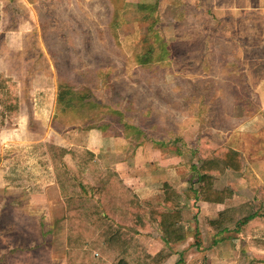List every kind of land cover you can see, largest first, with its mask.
I'll return each mask as SVG.
<instances>
[{
  "label": "rangeland",
  "instance_id": "1",
  "mask_svg": "<svg viewBox=\"0 0 264 264\" xmlns=\"http://www.w3.org/2000/svg\"><path fill=\"white\" fill-rule=\"evenodd\" d=\"M10 1L2 9L0 29L23 31L0 34V69L4 62L16 73L19 82L9 80L7 88L19 92L24 103L20 120L3 117L0 107V264H61L50 257L52 232L44 223L49 212L30 209L39 205L30 195H42L52 183L65 211L66 195L96 206L102 225L110 228L107 238L129 234L117 219L131 225L143 210L139 205L133 211L119 209L127 206L124 200L92 179L59 186L47 150L61 147L47 142L51 136L94 129L129 140L130 151L140 152L146 144L163 157L184 152L186 159L177 167L188 180L201 160L188 154L182 140L197 151L195 140L215 131V141L236 146L240 130L247 128L255 130L248 137L256 149L249 153L261 156L264 122L257 110L264 108V0H187L189 7L181 0L184 14L178 2L161 0L165 10L155 8L161 14L142 15L124 8L123 0H31L37 1L38 13L31 22L22 14L29 8ZM163 42L176 45L169 49L171 62L170 55L161 56ZM21 62L23 68L17 67ZM28 92L34 93L30 99ZM259 146L262 151L255 152ZM168 190L170 201L164 191V206L150 213H179V194L170 185ZM180 222L176 233L182 234ZM93 255L100 258L98 252ZM167 256L163 250L153 264H163Z\"/></svg>",
  "mask_w": 264,
  "mask_h": 264
},
{
  "label": "crops",
  "instance_id": "2",
  "mask_svg": "<svg viewBox=\"0 0 264 264\" xmlns=\"http://www.w3.org/2000/svg\"><path fill=\"white\" fill-rule=\"evenodd\" d=\"M17 1L29 8L22 14H27L26 17L31 22L34 18L33 15L38 14L33 8L37 1ZM144 1L123 0L124 8L130 7L134 9L132 11L141 15L161 14L157 11L165 10L161 7V0ZM176 2L179 3V13L184 14L181 12V7H183L181 0L171 1V3ZM184 2L188 7L190 6L187 0ZM10 3L12 4L10 0H0V16L5 14L2 10L3 7ZM141 7L149 9L142 10ZM175 14L177 13L175 12ZM23 29L25 30V27ZM35 30L31 31L36 32ZM22 31L21 28L7 30L5 25L0 29V34L18 35ZM162 33H164L163 30ZM116 35V41L122 48L119 30L116 31ZM174 36L176 35L174 34ZM14 47L20 49L19 45ZM208 48L210 55L212 48L210 45ZM3 65L0 75L11 82H19V78L15 77L16 73L14 72V76L12 75L9 64L3 62ZM16 66L23 68L24 63L21 62ZM31 95L34 96V93L28 92L29 99ZM17 98L19 108L17 120H20L24 102H22L19 92ZM257 112L260 116L257 119L264 122V108H260ZM40 113L45 112L40 111ZM261 125L264 127V123ZM254 132L255 130L247 128L241 129V134L238 135L240 143L235 146L225 144V142H222L221 145L215 141L214 131L211 133L212 137L195 140L194 146L198 148V152L191 148L192 145L186 142L187 140H182L181 142L186 145L187 150H190L188 154L192 152L195 158L199 155L201 160V165L195 170L192 180H188L186 173L180 171L181 167H177L180 165V161L186 159L187 153L184 152L163 157V154L159 155L161 150L149 148L146 144L143 149H140V152L139 148L130 151L129 140L123 137L108 136L102 134L100 130L94 129L82 131L76 136H73L71 132H62V137H60L61 135L51 136V140L49 139L47 142L64 149L79 147L92 152L101 168L115 172L123 184L136 196L139 207L143 209L141 214H135L133 222L127 226L123 223L124 217L121 220L116 218L123 225L122 229L127 228L125 232L129 233L126 235L123 232L120 233L121 241L135 242L143 246L147 254L152 257L161 254L163 250L166 251L168 256L163 264H264V151L259 146L254 151H262L261 156H258L257 153L250 155L249 149L255 148V146L251 144L254 141L248 136H252L251 133ZM222 147L229 150L230 153H235L237 157H235L236 161L234 160L233 165H227L223 170L213 172L211 175L213 178L212 189L220 192L228 190L232 197L226 199L222 204L205 202L200 195L203 176L201 169L206 160L214 157L213 149ZM47 161L50 164L49 158ZM168 161L172 162L167 165ZM169 166H173L172 169ZM50 169L52 170V166ZM164 184L177 190L181 205L178 212L181 214L182 234L179 229L170 238H167L159 229L155 232L154 215L150 213V210L154 211L155 208L161 209L164 206ZM38 195H30L31 200L39 204L30 206V209L33 214L43 213L45 209L49 212L48 217L44 218V223H49V230L52 232V254L50 257L53 258L54 255L56 258H60L61 264H67L66 212L60 202L61 197L56 182L45 186L44 193ZM40 196L42 198L45 196V204L39 203ZM52 221L56 223L55 229ZM57 250H59V255Z\"/></svg>",
  "mask_w": 264,
  "mask_h": 264
},
{
  "label": "trees",
  "instance_id": "3",
  "mask_svg": "<svg viewBox=\"0 0 264 264\" xmlns=\"http://www.w3.org/2000/svg\"><path fill=\"white\" fill-rule=\"evenodd\" d=\"M141 9L149 8L141 7ZM170 46L176 49L175 44L163 42L161 48L164 49H161V56L165 53L170 55L167 60L171 62ZM146 56L148 57V54ZM8 82L10 81L4 76H0V107L3 108V117L12 120L18 117V98L17 91L7 88ZM47 154L59 186L62 187L63 181L75 182L81 186L92 179L95 183L106 185L108 193L116 199L124 200L122 204L127 206L121 205L119 209L133 211L138 205L136 196L123 184L119 176L112 170L101 168L92 152L79 147L69 149L49 147ZM213 155L214 157L206 160L205 166L203 165L201 169L203 176L200 195L205 202L222 204L226 199L231 198L232 194L228 190L222 192L213 190L211 175L214 171L223 170L227 165H233L237 155L223 147L213 149ZM164 188L165 199L168 202L172 192L168 190L167 184H164ZM65 204L67 264H153L156 262L158 255L153 257L148 255L145 248L135 242L121 241L118 237L107 238L109 226L102 225L104 217L101 218L98 215L96 206L89 205L86 198L66 195ZM89 209H93L90 215H88ZM153 215L157 219L155 221L157 227L167 238L176 234V223L181 218L179 213L157 211ZM94 252L100 253L99 259L94 257Z\"/></svg>",
  "mask_w": 264,
  "mask_h": 264
}]
</instances>
